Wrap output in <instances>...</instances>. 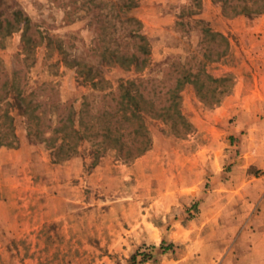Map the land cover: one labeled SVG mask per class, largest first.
Instances as JSON below:
<instances>
[{"label": "rangeland", "instance_id": "obj_1", "mask_svg": "<svg viewBox=\"0 0 264 264\" xmlns=\"http://www.w3.org/2000/svg\"><path fill=\"white\" fill-rule=\"evenodd\" d=\"M97 1L116 10L0 0V264H253L239 221L264 190L247 164L264 161V97L248 96L264 87V0H136L114 18L119 47L134 45L125 17L147 40L128 68L100 60ZM127 80L141 121L100 115Z\"/></svg>", "mask_w": 264, "mask_h": 264}, {"label": "trees", "instance_id": "obj_2", "mask_svg": "<svg viewBox=\"0 0 264 264\" xmlns=\"http://www.w3.org/2000/svg\"><path fill=\"white\" fill-rule=\"evenodd\" d=\"M87 2H92L95 0H84ZM222 3H225V1L227 0H220ZM251 1V0H250ZM255 1V0H253ZM101 1H97L94 2L95 6H98L99 11H97L95 13V15L97 17L99 16H103L105 15L104 18V22L101 23L100 25V29L102 31V34L104 35V40L102 39V42L104 41V44L101 46V62H106V60L108 59L107 54L109 53L110 58H112L111 60L113 62L118 63L122 68H128L130 65H134L137 66L138 64H140L141 62L145 61V57H143L142 55L148 52V48H147V40L144 37V35L141 33V22L132 17H125L124 21L122 22H131L132 26L130 28H127V36L129 37V39H133V43L134 45L131 47V49H124L119 47V43L117 41V39L115 37V31H116V27H115V21L114 18H118L117 16L120 15V13H124L127 10H129L131 7L136 5V0H116V1H110V7H116L114 11H111V13H109L110 11L103 13L101 12V8H100V3ZM245 2H247V0H245ZM86 3V2H85ZM98 4V5H97ZM89 8V7H88ZM110 8V9H111ZM246 8H248L246 5H244L243 7L240 8V10H246ZM239 10V11H240ZM237 13V12H236ZM241 13V12H238ZM14 18L17 21L16 22V26L18 29H22V36H24V34L26 33L27 29L29 28V18L27 16H23L22 11L20 10H15L14 11ZM100 19V18H99ZM98 19V20H99ZM8 21V20H7ZM8 23V22H7ZM203 30L205 32H210L209 28H203ZM112 39H114V43H118L115 45V47L112 46ZM125 43H130L129 41L125 42ZM130 48V47H129ZM185 80V75L182 76V81ZM180 79H177L175 82V85L172 87V89L170 88V90L174 91L179 87ZM120 89H121V93H120V100L119 103L121 104V107L117 108L115 111H113L112 113L110 111H106L103 110L100 115H104V116H109L112 117L114 115L119 116L120 119H128L129 117H136L138 120L141 121L142 119V106L139 105V101L136 100V96L142 98L141 93H137V89L135 88V85L138 86V84L134 83L133 80H127L125 81V83H120ZM14 88L10 85V89ZM27 96L22 94V90L19 89L18 87H16L15 89V100L18 104V106H20L24 111L27 112V110H29V102L28 100H26ZM125 104V105H122ZM126 106V107H125ZM2 115H4L6 118H8V122H9V127H12V116L10 115V110L5 109L2 113ZM142 123L139 124V127H142ZM140 129V128H139ZM139 129H135V132H138ZM118 130V129H117ZM110 131H112L110 128L107 127L106 133H110ZM74 133H78V130L73 129ZM145 141L143 143V145H141L140 147L137 148V151L131 155L132 158L140 155L141 153H143L149 144V139L145 136ZM3 144H9V143H4L1 142L0 139V145ZM63 142L60 143V145H58V147L62 146ZM126 155L124 156H130L127 153H124ZM121 155V154H120Z\"/></svg>", "mask_w": 264, "mask_h": 264}, {"label": "crops", "instance_id": "obj_3", "mask_svg": "<svg viewBox=\"0 0 264 264\" xmlns=\"http://www.w3.org/2000/svg\"><path fill=\"white\" fill-rule=\"evenodd\" d=\"M261 86L264 85L261 84ZM248 96L257 98L264 97V87H256ZM247 164L248 166L251 165L264 168V161L254 157H252ZM238 193H240V191ZM262 195H264V190L260 193L258 190L252 193L250 204L248 203L252 218H242L239 221L241 226L250 228L248 231L242 230L240 239L243 241L241 242V245L245 246V249L243 250L245 253L243 256H249L252 259L253 264H260L261 260H264V206H261L260 211L257 210L256 207V205L260 203Z\"/></svg>", "mask_w": 264, "mask_h": 264}]
</instances>
